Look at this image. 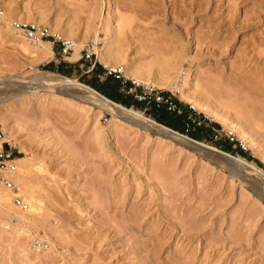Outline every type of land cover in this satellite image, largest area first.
Listing matches in <instances>:
<instances>
[{
	"label": "rangeland",
	"instance_id": "obj_1",
	"mask_svg": "<svg viewBox=\"0 0 264 264\" xmlns=\"http://www.w3.org/2000/svg\"><path fill=\"white\" fill-rule=\"evenodd\" d=\"M13 15L50 21L58 30L73 26L77 34L86 29L90 39L95 32L96 49L110 42L132 68L203 94L232 122L242 115L235 120L254 147L200 112L212 134L197 140L264 171V0H0V82L20 83L0 87L13 94L0 101V114L7 142L21 143H13L16 158L27 159L24 184L39 207L32 212L22 201L23 209L0 210V264H264V181L255 185L243 170L240 180L201 151L99 112L69 92L44 86L17 94L16 86L34 70L48 71L54 59L100 62L86 47L69 60L60 42L42 59L21 42L23 33L16 38L6 27L18 21ZM109 71L133 98L148 95L131 75ZM107 72L69 77L93 88ZM157 90L189 105L169 86ZM127 106L152 119L149 105Z\"/></svg>",
	"mask_w": 264,
	"mask_h": 264
},
{
	"label": "bare ground",
	"instance_id": "obj_2",
	"mask_svg": "<svg viewBox=\"0 0 264 264\" xmlns=\"http://www.w3.org/2000/svg\"><path fill=\"white\" fill-rule=\"evenodd\" d=\"M9 17L11 18V16H9ZM13 18L17 19L18 21H13V20L10 21V19H9L8 21H6L7 23H5V24H7L6 27L14 34V36L16 38L19 37V34L23 33L18 27H16V23H18V22L19 23L32 22L33 24H38V23L39 24H45L52 30L57 29V27L54 24H52V22L45 21L43 19H35V18H32L30 16H26V15H13ZM39 18H41V17H39ZM67 27L68 28H66V30L65 29L64 30H58L57 29L59 32H61L62 35H64V36H61L59 38L64 40V41H68L71 43L69 56H65L67 59L77 60L80 57L79 52L84 47H86L88 52L96 53L97 58L103 67L109 68L112 71L123 72L124 75H131L132 81L135 82L136 84H142V85H145L147 87H151V88H155V89H162V88L169 86L171 88V90H173V92H175L177 94V97L180 100L188 103L192 109H194L200 113H203L206 116H208L209 118L217 121L218 123L221 124V126L233 131L232 133L237 134V136L242 141H244L246 143V145L248 144L249 147L250 146L254 147V145L256 144L253 142V140L248 135L249 131L248 130L246 131L245 128L243 129V127H242L243 122L241 120H238V119L235 120V118L237 116H242V115L238 114V112L241 113L240 110L237 112L238 115L235 118L232 117V118H234V120L232 122L229 120V118L226 115L227 114L226 108L224 110H222L223 109L222 106L218 107L216 105L217 103L215 104L209 98L205 97L203 94L199 95V93L196 94L193 92L186 91L183 89L182 86H177L173 82V80H171V78H166L164 76H161L160 73L153 74L151 72H144L139 68L138 69L132 68L131 65H129V62L125 59L124 55L120 54V52H114V50L111 49L112 45L110 42L105 41L106 43L104 44V47L102 49H100V50L96 49L94 47V44L93 45L91 44L96 40L95 32L92 36V39H90V37H89L90 31L85 29L83 33L77 34L75 32V28L73 26L72 27L67 26ZM51 32H53V31H51ZM23 35H24V33H23ZM111 35H112L111 29L107 28L106 34H105V40L108 39V41H109V38L111 37ZM23 38H22L21 42L26 47H29V48L33 49L36 53H38L42 59L48 58L51 55V52H52L51 51V44L52 43L50 41L39 40V39H28L26 37H23ZM90 45H92V47ZM24 49H25V47H24ZM15 78H18V77L9 78L7 80L0 82V87L9 86V85H11V83L14 86L16 83H19V82H14ZM19 79H18V81H19ZM24 80H26V79H24ZM16 81H17V79H16ZM26 82L27 83L24 82V84L22 83L23 84L22 86H16V88L20 89V90L16 91L17 94H27V93L33 94V93H36L39 88H43L44 86H47V88L50 87V88H54L57 90H63V91H66V93L69 92L74 99L76 98V99L80 100L81 102L88 104L90 107L97 108V110L99 112L104 111V112L109 113L110 115H116L120 119H122V120L136 126V127H140L144 130H148V131L153 132L157 135L168 138V139H170V140H172L178 144L184 143L185 146H190V147L194 146L193 149L197 146V147H202V148H204L210 152H213V153L223 154L224 156L231 159L233 161V163L227 164V163L217 161L218 165H221L224 168H226L232 176H234V177L236 176L240 180L245 179L243 177V175L241 174V171L243 170L244 171L243 173H245L244 176L245 177H248V176L252 177L254 179L255 185H257L256 183H258V181H264V171L261 170L260 168H258L257 166L251 164L250 162H248L244 158L230 155L228 153H225V152L217 149L216 147L205 144V143L200 142V141L195 140V139H191L190 137H188L182 133H179L178 131L172 130V129H170V128H168V127H166L160 123H157L155 120L144 116L141 112H139L135 109H132L131 107H125L119 103L111 101L110 99L106 98L105 96H103L102 94H100L99 92L94 90L93 88H90V87L78 82L74 78L67 77L64 75L54 74L50 71L34 70L32 72V74H30V76L28 77V81H26ZM1 94H4V96H3V98H0V101H3L4 99H8V98L12 97V95H13V94H10L8 96H5V93H1V91H0V96H1ZM246 103H248V101ZM242 105L243 104H241V106ZM231 107H233V106H231ZM229 108H230V106H229ZM262 108H264V107H262ZM250 114H251V112H250ZM238 118H240V117H238ZM242 119H244V118H242ZM260 125H262V123H260ZM0 127H1L3 134H4L3 140L9 141L8 135H7L9 130H8V126L6 123V119L1 114H0ZM260 128L262 129L263 127H260ZM251 133H254V132H251ZM12 140H14L13 143H18L21 145V143H19V140L17 138H13ZM215 162H216V160H215ZM14 164H15V168H14V172L12 173V181H13L16 189H17V194L21 198V202L26 201V204L29 206L30 211H32V212L37 211L39 209V207H36L34 204L31 203L32 198L29 195V193L27 192L26 186L24 184L25 183L24 182L25 173L28 170L27 159L25 158L24 155L17 157L14 159ZM11 197L12 196L10 195L8 190L0 185V210L6 208L10 204L11 205L15 204Z\"/></svg>",
	"mask_w": 264,
	"mask_h": 264
},
{
	"label": "built area",
	"instance_id": "obj_3",
	"mask_svg": "<svg viewBox=\"0 0 264 264\" xmlns=\"http://www.w3.org/2000/svg\"><path fill=\"white\" fill-rule=\"evenodd\" d=\"M24 35L28 39H39L51 41L52 45L55 42H60V48L64 54L68 53L70 50L71 43L60 39L57 35L49 33L48 29L41 25H36L33 23H16ZM86 56H89V54ZM107 74H111L110 71ZM118 78V76H116ZM133 84L135 82H132ZM136 84V83H135ZM122 92L125 91L123 88L120 89ZM130 91V89H129ZM134 98L138 100L148 99L153 103L160 105L164 104L166 109L171 112L179 113L180 110L176 103L169 97L164 96L161 91L148 87V95H138L135 94ZM4 134L0 127V185L8 190L13 202L20 207L25 208V204H21V198L17 194V189L12 181V173L14 172L15 164L14 159L16 158V146L13 143H8L3 140Z\"/></svg>",
	"mask_w": 264,
	"mask_h": 264
},
{
	"label": "crops",
	"instance_id": "obj_4",
	"mask_svg": "<svg viewBox=\"0 0 264 264\" xmlns=\"http://www.w3.org/2000/svg\"><path fill=\"white\" fill-rule=\"evenodd\" d=\"M51 62H52L53 70H59L61 73H66L69 76L72 75V73H78V75H82L84 73H90L91 75L94 76V75H96V72H98V71L94 70L95 63L83 65V64H75V62L65 61L62 59H58V60L54 59ZM83 68H85V69H83ZM102 68L104 70L103 71L104 73H106L107 71L110 70L108 68L106 69V67H103V66H102ZM59 75H61V74H59ZM69 76H67V77H69ZM121 86H122V84L120 85V87ZM120 89L121 88H119V91H121ZM164 96L171 98L176 103V105L178 106V108L180 110L179 113L168 111L164 104L157 105V104L152 102V103H150L151 106H149V107H152L153 110H158V111L164 112L166 115V118H167L166 119L167 125H171L172 127H175L176 129H178L182 132H189V131H193L195 128L202 127L204 131H207L210 134H212V131H211L212 125H211L210 121L208 119H206L205 117H201V115H200V113H198V111H193L194 109H192V108L189 109L190 105H186L185 103H182L180 101L179 102L176 101L170 93H164ZM143 103L146 104L147 102H143ZM144 108H146V106ZM176 119H178V122H176ZM175 123H176V125H175Z\"/></svg>",
	"mask_w": 264,
	"mask_h": 264
},
{
	"label": "trees",
	"instance_id": "obj_5",
	"mask_svg": "<svg viewBox=\"0 0 264 264\" xmlns=\"http://www.w3.org/2000/svg\"><path fill=\"white\" fill-rule=\"evenodd\" d=\"M45 69L48 71H51V72L53 71V72L59 73V74L64 75V76H69L66 73H61L59 70H53L52 62L47 63V65L45 66ZM94 70L95 71H104L102 66L98 63H95ZM97 80L98 79H96L94 81V83H92V87L97 92L101 93L103 96L110 99L111 101H114L116 103H120L121 105H123L125 107H130L127 105H131L134 108H138V107H142V106L147 107L148 105L151 106L150 104H147V103L145 104V103H142L141 101H137L136 99L133 98V95H129L128 93L119 91V88L121 85L120 84L121 79L119 77L116 78L114 75L109 74V75H106V77L103 81L98 82ZM127 85H130V83L126 82L125 86H127ZM149 103H152V101H149ZM150 111H151V114L149 116L152 117V119L155 120L156 122L170 128V129H173L175 131H179L182 134L184 133V132L176 129L175 127H172L171 125H167V120H166L167 118H166V115L164 112L158 111V110H153L152 107H150ZM176 122H178V119H176ZM175 125H176V123H175ZM186 133L191 138L197 140L201 137L202 133L208 135L209 132L204 131L202 127H198V128H195L193 131H189ZM240 151H241V155L244 156L245 153L242 150H240Z\"/></svg>",
	"mask_w": 264,
	"mask_h": 264
},
{
	"label": "water",
	"instance_id": "obj_6",
	"mask_svg": "<svg viewBox=\"0 0 264 264\" xmlns=\"http://www.w3.org/2000/svg\"><path fill=\"white\" fill-rule=\"evenodd\" d=\"M192 139V138H191ZM181 145H184V143H180ZM194 146H191V148H193ZM195 150L201 151L202 153H204L206 156H208L209 158H211L212 160H216V161H220L223 163H227V164H232L233 161L231 159H229L228 157L224 156L223 154H219V153H213L210 152L202 147H195Z\"/></svg>",
	"mask_w": 264,
	"mask_h": 264
}]
</instances>
